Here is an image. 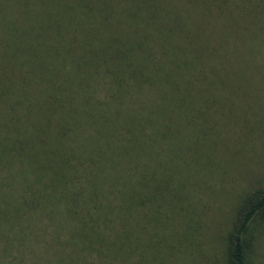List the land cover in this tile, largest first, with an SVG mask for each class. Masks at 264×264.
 <instances>
[{
  "label": "trees",
  "instance_id": "obj_1",
  "mask_svg": "<svg viewBox=\"0 0 264 264\" xmlns=\"http://www.w3.org/2000/svg\"><path fill=\"white\" fill-rule=\"evenodd\" d=\"M28 5L32 35L11 51L18 73L12 62L0 73V264L166 263L179 244L158 238L148 212L169 223L160 209L176 211L173 201L206 180L181 185L148 171L170 139L179 152L193 139L196 173L229 160L231 130L219 135L206 118L232 90L264 83V0ZM198 141L226 153H202ZM262 213L257 187L239 202L228 264L251 263L248 228ZM189 232L180 252L196 264Z\"/></svg>",
  "mask_w": 264,
  "mask_h": 264
},
{
  "label": "rangeland",
  "instance_id": "obj_2",
  "mask_svg": "<svg viewBox=\"0 0 264 264\" xmlns=\"http://www.w3.org/2000/svg\"><path fill=\"white\" fill-rule=\"evenodd\" d=\"M29 1L0 0V73H7L8 62H12L15 74L18 73L21 54L16 49L13 53L11 51L25 31V36L32 35L30 26L27 27L29 19L26 11ZM6 88L10 90V85ZM232 91L235 98L231 100L226 94L223 104H218L206 118L218 130L219 135H223L227 129L231 130V137L226 138L230 143L226 154L229 155V160L223 163L222 168L212 175L205 172L207 170L196 173L195 165H198L199 157L187 151L193 142L191 137L186 139V146L182 145L181 152V148L175 145L177 141L170 139L166 143V148L170 147V150L165 148V152L155 154L152 168L148 171L150 175L155 167L154 176L170 177L181 185L206 180L199 188L193 187L197 190L192 189L191 197L176 198L173 201V204L179 207L176 211L171 212L170 206L160 209V212H170L169 223L165 221L164 214L157 213L155 216L153 212H148L149 221L155 218L158 238L166 242L170 241L171 236L179 244L178 250L173 251L169 261L160 262L157 258L155 264H186V258L180 248L184 242L181 234L184 235L188 231L192 245L195 246L196 264H228L227 240L238 216L239 202L254 188L264 187V83ZM257 126L263 129V133L251 139L250 131ZM198 145L202 153L218 157L226 153V150L220 148L221 144L208 147L198 141ZM188 204H192L190 212L186 218L183 217L184 225L179 226L182 215L180 209ZM173 222L177 225L174 230L169 227ZM188 223L192 228L187 229ZM248 235L251 236L249 240L252 245L250 264H264V213L257 215L253 220L248 228ZM161 250L166 254L169 251L168 245H162Z\"/></svg>",
  "mask_w": 264,
  "mask_h": 264
}]
</instances>
